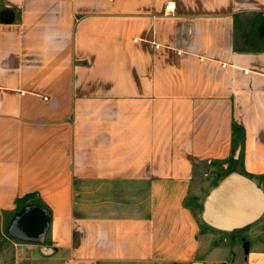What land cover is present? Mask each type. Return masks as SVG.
I'll return each instance as SVG.
<instances>
[{
    "label": "crops",
    "instance_id": "0c3cea01",
    "mask_svg": "<svg viewBox=\"0 0 264 264\" xmlns=\"http://www.w3.org/2000/svg\"><path fill=\"white\" fill-rule=\"evenodd\" d=\"M236 151L264 177V0H0V264H191ZM27 205L40 242L7 233Z\"/></svg>",
    "mask_w": 264,
    "mask_h": 264
},
{
    "label": "rangeland",
    "instance_id": "374dc122",
    "mask_svg": "<svg viewBox=\"0 0 264 264\" xmlns=\"http://www.w3.org/2000/svg\"><path fill=\"white\" fill-rule=\"evenodd\" d=\"M240 165L241 158L237 153L225 166L219 163L209 173L206 169L205 173L199 175L191 190L188 203L197 219L200 245V250L191 264H245L250 250H264V210L256 221L233 230L216 228L202 218L203 204L210 190L227 175L240 174L238 173L241 170ZM240 175L253 181L264 196V177L256 178L254 181L251 177Z\"/></svg>",
    "mask_w": 264,
    "mask_h": 264
},
{
    "label": "water",
    "instance_id": "95a60500",
    "mask_svg": "<svg viewBox=\"0 0 264 264\" xmlns=\"http://www.w3.org/2000/svg\"><path fill=\"white\" fill-rule=\"evenodd\" d=\"M31 208L42 210L46 217V209L27 205L23 207L26 212ZM264 210V196L253 181L240 174L233 173L224 177L213 187L203 204L202 218L209 225L222 230H233L243 228L256 221ZM14 216L10 221L7 233L11 237L28 242H40L48 229V221L42 231L35 236H24L15 228Z\"/></svg>",
    "mask_w": 264,
    "mask_h": 264
},
{
    "label": "trees",
    "instance_id": "16d2710c",
    "mask_svg": "<svg viewBox=\"0 0 264 264\" xmlns=\"http://www.w3.org/2000/svg\"><path fill=\"white\" fill-rule=\"evenodd\" d=\"M236 130L237 128L234 130V137L238 135ZM240 139H242L241 134ZM14 216H18L15 221V228L24 236L37 235L42 231L46 222L48 221L49 223V213L48 217H46L45 213L37 208H31L26 212L21 208Z\"/></svg>",
    "mask_w": 264,
    "mask_h": 264
},
{
    "label": "built area",
    "instance_id": "2783aa9c",
    "mask_svg": "<svg viewBox=\"0 0 264 264\" xmlns=\"http://www.w3.org/2000/svg\"><path fill=\"white\" fill-rule=\"evenodd\" d=\"M172 10H173V8H172V6H171L170 4H168V5L165 7V11L168 12V13H170V14H171Z\"/></svg>",
    "mask_w": 264,
    "mask_h": 264
}]
</instances>
